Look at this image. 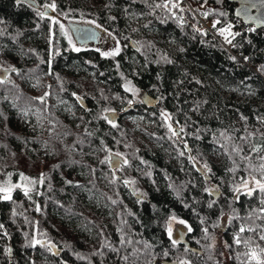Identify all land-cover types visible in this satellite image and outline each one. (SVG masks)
Listing matches in <instances>:
<instances>
[{
    "label": "trees",
    "instance_id": "obj_1",
    "mask_svg": "<svg viewBox=\"0 0 264 264\" xmlns=\"http://www.w3.org/2000/svg\"><path fill=\"white\" fill-rule=\"evenodd\" d=\"M176 2L0 0V188L21 185L0 199V264L264 261V193L236 191L264 175V38L238 27L233 0ZM70 20L115 46L76 44ZM169 217L185 222L187 245L169 238Z\"/></svg>",
    "mask_w": 264,
    "mask_h": 264
},
{
    "label": "water",
    "instance_id": "obj_2",
    "mask_svg": "<svg viewBox=\"0 0 264 264\" xmlns=\"http://www.w3.org/2000/svg\"><path fill=\"white\" fill-rule=\"evenodd\" d=\"M235 6L233 8V15L238 20L245 23L252 24L254 27L264 28V0H233ZM67 27L76 44H83L87 42L97 43L101 34V28L95 24L79 21H67ZM5 70L0 69V76ZM144 100L150 99L151 102H155L156 98L147 94H143ZM119 164V158L116 155H111L109 158V166L116 167ZM202 168L199 169L202 172ZM215 196V192H211ZM138 196V194H136ZM179 241V240H177ZM183 241L186 245L187 242ZM51 248L54 252L58 251L55 246L51 244Z\"/></svg>",
    "mask_w": 264,
    "mask_h": 264
},
{
    "label": "snow or ice",
    "instance_id": "obj_3",
    "mask_svg": "<svg viewBox=\"0 0 264 264\" xmlns=\"http://www.w3.org/2000/svg\"><path fill=\"white\" fill-rule=\"evenodd\" d=\"M18 2H19V0H18ZM179 4H180V0H177V2H176L175 4L172 5V7H179ZM51 7L54 9V8H55V5H51ZM42 15H43V14H42ZM224 31H225V30H221V34H223ZM229 34H230V33H229ZM226 40H227V37H226ZM227 42L230 43L231 41H227ZM76 50L79 51V49H76ZM119 51H120V49L117 47V48L115 49V51L110 52V53H102V55H104V56H109V55H111V56H115V55H117V54L119 53ZM245 59H247V58H245ZM11 70H12V71H15L14 68L11 69ZM125 90H126V91H130V92H133V93L135 92V89H134V88H130V87H126ZM45 95H47V94H45ZM39 99L41 100V102L44 101V97H40ZM129 103H131V101H129ZM105 119H107V117H105ZM109 123H111L113 127H116V125H115L111 120H109ZM169 131H172V134H173L174 136L177 135V133H176L175 131H173V130L171 129V127H169ZM181 131H183V129H181ZM253 151H256V149H253ZM181 154H182V153H181ZM115 155H116V156H119L120 154H119V153H115ZM246 158H247V157H245V159H246ZM261 160H264V157H261ZM123 163H124L125 165H127L128 161L125 159V160L123 161ZM260 168H261V169H264V163H262V164L260 165ZM41 175H42V177H43L44 174L42 173ZM21 178H22V179H27V177H24L23 174H21ZM252 181L254 182L255 187H249V181H247V180L243 181V186H244L245 189H247V193H246V194H247L248 196H252V195H253V192H255V191H259L260 193H264V175H261V177H260L259 179H257L256 177H252ZM127 183H131V182H127ZM12 187L20 188L21 185L17 184V185H14V186H12ZM12 187H3V188H0V193H3V195L0 196V199H3V200H10V199H11V193H12ZM239 190H240V189H236V191H239ZM28 193H29V189H28V188H25V189H24V195L27 196ZM261 203L264 204V200H261ZM209 207H211V205H209ZM37 210L39 211V208H38ZM261 212L264 213V208H261ZM173 219H175V218L173 217ZM178 222L181 223V224L184 223V221H182V220H180V221H178ZM2 228H3V225L0 224V229H2ZM244 230H245L244 228H241V229H240L241 232H243ZM189 231H191L190 228H189ZM168 234H169V238H171V236H172V229H171V226H169V228H168ZM260 239H261V240H264V236H261ZM38 243H39L38 240H33V242H32V246L35 247V245L38 244ZM175 243H176V241L173 240V244H175ZM236 243L239 244V243H240V240L237 239ZM262 251H264V249H262ZM249 258H250L251 260H256V261H257V264H264V261H260V260H258L257 255H256V253H255L254 251L250 253ZM182 264H183V262H182Z\"/></svg>",
    "mask_w": 264,
    "mask_h": 264
},
{
    "label": "rangeland",
    "instance_id": "obj_4",
    "mask_svg": "<svg viewBox=\"0 0 264 264\" xmlns=\"http://www.w3.org/2000/svg\"><path fill=\"white\" fill-rule=\"evenodd\" d=\"M87 22V21H86ZM88 23H92V22H88ZM93 24V23H92ZM223 37L226 38V34H222ZM222 37V38H223ZM116 44L115 40H113V38L109 35V33H107L105 30L101 29V34L99 36V41L96 44V48L102 50V51H108L110 48L114 47ZM28 86V85H27ZM29 87V86H28ZM66 107V106H64ZM162 116L165 119V121L167 122V124L173 129L175 124L174 122L170 119L169 114L167 113V111L165 110H161ZM127 121V123L134 128V131L141 136L144 140L146 141H151L152 139L151 137L142 129V127L140 126V124L136 121L135 115L132 114H126L124 115V117ZM70 120L71 121H75V118L70 116ZM213 158H217L218 157V153L215 151L212 154ZM247 181H249V187H253L254 182L252 181V178H247ZM24 189L26 188L25 186H22ZM240 190H247L244 188L243 183L239 185L238 187ZM1 195H3V193H1ZM175 219H173V217H169L166 223V230L168 233V228L169 226H171L172 229V238H175L176 233L181 231L184 232L185 231V222L183 224L179 223L178 221L182 220L180 218L174 217ZM183 221V220H182ZM216 237L214 238V243L216 241Z\"/></svg>",
    "mask_w": 264,
    "mask_h": 264
},
{
    "label": "built area",
    "instance_id": "obj_5",
    "mask_svg": "<svg viewBox=\"0 0 264 264\" xmlns=\"http://www.w3.org/2000/svg\"><path fill=\"white\" fill-rule=\"evenodd\" d=\"M182 2L186 3L188 5L187 0H180V3H182ZM194 13L199 19L200 27L204 28V29H206L208 31L209 38L216 39L219 42H221L233 54V56L235 58H237V60H238L237 68H241L244 65H247V66L251 67V65L249 64L248 60L245 59V58H247L246 55L243 54V53H236V52L232 51L230 49L228 43L225 42L224 39L219 34H217L215 32V30L210 26L209 20H208V18L206 16H198L196 14V12H194ZM238 23H239L238 27H242V28H245V29L250 28L252 30H256V31L260 32V35L264 38V28H262V27L256 28L252 24L245 23V22H243L241 20H238Z\"/></svg>",
    "mask_w": 264,
    "mask_h": 264
},
{
    "label": "flooded vegetation",
    "instance_id": "obj_6",
    "mask_svg": "<svg viewBox=\"0 0 264 264\" xmlns=\"http://www.w3.org/2000/svg\"><path fill=\"white\" fill-rule=\"evenodd\" d=\"M89 44H96V43H92V42H87V43H83V44H78V45H89ZM143 95V94H142ZM142 95H141V98H142ZM144 102L147 104V105H150V104H154L153 102H151V100L150 99H146V100H144ZM122 112V111H121ZM105 114H107V115H109L110 114V116H112V117H117V114H116V112H106ZM185 233H186V231H184V232H181V231H179V232H177L176 233V236H175V240H179L178 242H181V240H184V235H185Z\"/></svg>",
    "mask_w": 264,
    "mask_h": 264
}]
</instances>
